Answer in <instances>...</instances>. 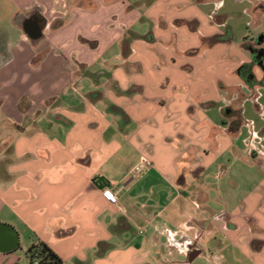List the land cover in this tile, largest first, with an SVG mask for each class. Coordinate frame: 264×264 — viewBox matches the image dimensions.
<instances>
[{
    "label": "crops",
    "instance_id": "1",
    "mask_svg": "<svg viewBox=\"0 0 264 264\" xmlns=\"http://www.w3.org/2000/svg\"><path fill=\"white\" fill-rule=\"evenodd\" d=\"M12 3L46 25L0 63V264L38 240L64 264H264V122L243 108L264 112V84L238 74L255 37L236 42L226 0Z\"/></svg>",
    "mask_w": 264,
    "mask_h": 264
},
{
    "label": "rangeland",
    "instance_id": "2",
    "mask_svg": "<svg viewBox=\"0 0 264 264\" xmlns=\"http://www.w3.org/2000/svg\"><path fill=\"white\" fill-rule=\"evenodd\" d=\"M67 1L71 2L73 0H67ZM125 1L130 2L132 5L139 3V6H137V11L138 13L140 12L142 14L144 10L147 9V5L153 0H125ZM22 2L35 3L37 2V0H22ZM225 7L226 8L224 10L228 11L230 14L229 24L232 28V32L236 42L237 41L242 42L244 35L246 34L253 35L254 37L261 36L263 39L262 49L264 51V12L259 13L258 20H253V18L250 17L251 14H249V11L252 7L250 0H226ZM15 10H17V7L12 3V0H0V63L5 62L8 58V55H5V53H3L6 45L10 48L9 50L11 49L14 50L15 48L16 50L27 48V44L26 45L24 44L26 39L23 33V24L25 23V18L28 13L24 12L23 10H20V14H18L14 18L13 15ZM246 10H248V13H246ZM27 38L29 39L30 43H35L29 37ZM47 52L48 51H45L42 54H38L33 59L31 66L35 67V65L40 61L41 58H43L46 55ZM13 53L17 58V62L21 64L22 61L19 57L20 55L18 56L16 51H13ZM245 93L246 96L248 97H251L253 94L251 90H247L245 91ZM261 98L262 100L260 99L261 101L260 103L264 105V91L262 92ZM248 100L249 101H247V103L244 104L243 108L246 112L245 116L249 120L248 132L250 133V131L252 132L255 131L257 127H259V125L263 124L264 112L258 111V107H256L252 99L249 98ZM22 104L23 106H27L26 98ZM245 174L248 177L249 175H253V177H257L259 176L260 171L257 166L248 165ZM243 180L244 179H242V181L240 182L242 191L253 190V187H250V184L248 185V187H245ZM236 184L238 185L239 183L236 182ZM241 187L235 188L237 189V192L241 191ZM235 202L237 201L235 200ZM212 206L215 209L219 208V204L216 202H214Z\"/></svg>",
    "mask_w": 264,
    "mask_h": 264
},
{
    "label": "flooded vegetation",
    "instance_id": "3",
    "mask_svg": "<svg viewBox=\"0 0 264 264\" xmlns=\"http://www.w3.org/2000/svg\"><path fill=\"white\" fill-rule=\"evenodd\" d=\"M261 9L264 10V7ZM25 23L30 30L35 25L45 27L46 21L42 17L39 10H33L29 12L25 18ZM263 39L261 36L255 37L248 45L247 50L250 53L251 61L243 65L238 74L241 79L247 83L250 87H254L257 84H264V51L262 49ZM256 71H260L261 79L259 80Z\"/></svg>",
    "mask_w": 264,
    "mask_h": 264
},
{
    "label": "water",
    "instance_id": "4",
    "mask_svg": "<svg viewBox=\"0 0 264 264\" xmlns=\"http://www.w3.org/2000/svg\"><path fill=\"white\" fill-rule=\"evenodd\" d=\"M43 29L44 27L35 25L29 30L26 23L23 24L24 32L34 42L39 41L43 37ZM262 56H264V54H262ZM97 183L100 186V188L106 187L107 184L105 179L102 177L97 180ZM13 241L14 238L11 234V231L8 228L0 226V249H6L7 248L6 245L9 244L12 245ZM198 255H199L198 251H192V253L189 255V263H191Z\"/></svg>",
    "mask_w": 264,
    "mask_h": 264
},
{
    "label": "trees",
    "instance_id": "5",
    "mask_svg": "<svg viewBox=\"0 0 264 264\" xmlns=\"http://www.w3.org/2000/svg\"><path fill=\"white\" fill-rule=\"evenodd\" d=\"M29 264H64L63 260L43 241H35L26 252ZM19 264V263H16Z\"/></svg>",
    "mask_w": 264,
    "mask_h": 264
},
{
    "label": "built area",
    "instance_id": "6",
    "mask_svg": "<svg viewBox=\"0 0 264 264\" xmlns=\"http://www.w3.org/2000/svg\"><path fill=\"white\" fill-rule=\"evenodd\" d=\"M148 168H149V162L145 157H143L140 161V164L135 168L134 173L136 175H140L144 173ZM107 198L111 203L113 204L117 203V197L115 194L107 193ZM35 264H38V263L35 262Z\"/></svg>",
    "mask_w": 264,
    "mask_h": 264
}]
</instances>
